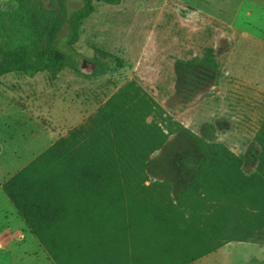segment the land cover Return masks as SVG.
<instances>
[{"label": "rangeland", "instance_id": "1", "mask_svg": "<svg viewBox=\"0 0 264 264\" xmlns=\"http://www.w3.org/2000/svg\"><path fill=\"white\" fill-rule=\"evenodd\" d=\"M63 1L69 15L84 3ZM250 13L247 0H92L74 42L77 68L0 77V264H57L3 185L63 145L95 151L93 164L110 157L119 171L139 165L131 150H142L146 183L169 185L184 209L172 222L150 216L136 238L121 241L130 264H264L257 228L209 250L215 235L245 226H226L214 208L199 218L198 205L183 204L219 165L205 150L237 157L233 178L264 174V24ZM62 245L66 264H90L81 252L69 261Z\"/></svg>", "mask_w": 264, "mask_h": 264}, {"label": "trees", "instance_id": "2", "mask_svg": "<svg viewBox=\"0 0 264 264\" xmlns=\"http://www.w3.org/2000/svg\"><path fill=\"white\" fill-rule=\"evenodd\" d=\"M16 2L12 8L0 7V77L15 69L33 77L77 68L80 53L74 42L81 20L92 10V0H84L71 15L63 0ZM66 25L70 33L62 35ZM131 151L133 156L139 152L140 164L119 171L109 164L110 157L105 166L100 158L93 164L89 158L95 151L63 145V150L44 151L3 185L57 264L66 261L56 244L66 245L69 261L81 252L82 257L90 256V264H130V249L121 244L124 238H136L152 215L167 222L181 217L184 209L176 205L170 186L160 181L147 184L142 168L148 158L142 150ZM205 151L219 165L201 193L188 194L183 204L186 209L198 205L199 218L219 212L226 226L231 221H237V228L245 226L244 234L215 235L208 249L252 237L256 228L264 235V174L245 172L233 178V164L241 163L237 157L227 150ZM209 198L212 204L207 203Z\"/></svg>", "mask_w": 264, "mask_h": 264}, {"label": "crops", "instance_id": "3", "mask_svg": "<svg viewBox=\"0 0 264 264\" xmlns=\"http://www.w3.org/2000/svg\"><path fill=\"white\" fill-rule=\"evenodd\" d=\"M250 5V10L252 13L249 14V17L253 20H258L260 23L264 24V0H247ZM21 233H24L20 231ZM27 234L24 235L25 238Z\"/></svg>", "mask_w": 264, "mask_h": 264}]
</instances>
